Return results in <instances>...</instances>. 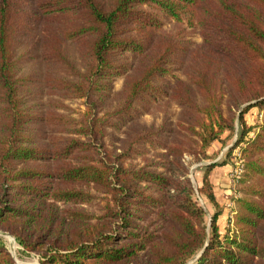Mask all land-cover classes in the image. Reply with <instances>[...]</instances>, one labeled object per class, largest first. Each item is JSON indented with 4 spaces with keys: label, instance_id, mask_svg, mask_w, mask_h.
<instances>
[{
    "label": "trees",
    "instance_id": "16d2710c",
    "mask_svg": "<svg viewBox=\"0 0 264 264\" xmlns=\"http://www.w3.org/2000/svg\"><path fill=\"white\" fill-rule=\"evenodd\" d=\"M236 129L194 186L185 155ZM0 229L41 264H264V0H0Z\"/></svg>",
    "mask_w": 264,
    "mask_h": 264
},
{
    "label": "rangeland",
    "instance_id": "374dc122",
    "mask_svg": "<svg viewBox=\"0 0 264 264\" xmlns=\"http://www.w3.org/2000/svg\"><path fill=\"white\" fill-rule=\"evenodd\" d=\"M164 28L165 29L171 28V24L166 25ZM188 39H190V49L201 43V38L198 31H192L188 36ZM120 86H121V80H118L114 85V89H115L114 91L119 90ZM66 105L68 106L69 114L73 115L74 117H79V114L83 109L81 101L69 100L66 102ZM257 111L258 110H256L255 108H252L245 114L246 122L248 124L253 125L254 123L260 121L262 114L261 112H257ZM151 119H152V115H145L142 119V122H150ZM237 130L238 129H236V131L232 135H230L228 132H225L221 136L222 140L214 141L213 143H211V145L207 148V154L210 157L209 159L194 161L193 158L189 157L188 154L185 155V159L189 163L188 164L189 177L194 186L197 185V183H199L200 181L201 165L225 160L226 150L231 146V144L235 140ZM238 155H239V151L238 149H236L235 151L232 152L230 158L226 160L223 165H217V167H221V166L225 167V165H227V167H225L226 168L225 174H222L225 175V178L228 180L227 181L228 183L224 187L220 186V182L217 181L218 179L217 175L212 174V171L214 170H212L208 176L210 183L212 185L215 198L218 201L219 207L221 209V213L218 215L216 221V223L219 226L220 232H224L228 227V225H230L231 220L233 218V212L236 208L235 198L240 196L239 184L237 182V179L241 174L240 170L242 171V162L238 159ZM238 171L239 174L237 175ZM222 172L223 170H221V173ZM213 180H216L214 181L215 184L212 182ZM223 189L226 190L229 189L230 192L228 194H224V200L221 203L220 195L221 193H223L222 192ZM194 197L198 202V204L204 209L205 221L206 224L209 226L210 224L209 220L211 215H213V213L215 212V208L211 204H209L201 195L196 193ZM5 236H8L10 239L6 238ZM0 244H2L11 253L17 264H41L38 253L25 252L14 236L1 229H0Z\"/></svg>",
    "mask_w": 264,
    "mask_h": 264
},
{
    "label": "crops",
    "instance_id": "0c3cea01",
    "mask_svg": "<svg viewBox=\"0 0 264 264\" xmlns=\"http://www.w3.org/2000/svg\"><path fill=\"white\" fill-rule=\"evenodd\" d=\"M225 167H227V165H225ZM225 167L224 166H221V167H217L216 166L213 169L214 171H212V174H216L217 175V177H218L217 181L220 182V186H222V187H224L228 183L227 182L228 180L225 178V175H222V174H225V172H226V168ZM221 170H223L222 173H221ZM224 178H225V180H224ZM214 181H216V180H213L212 182L214 183ZM222 192L223 193H221V195H220L221 203L224 200V194H228L230 192V190L229 189H227V190L223 189Z\"/></svg>",
    "mask_w": 264,
    "mask_h": 264
},
{
    "label": "bare ground",
    "instance_id": "6f19581e",
    "mask_svg": "<svg viewBox=\"0 0 264 264\" xmlns=\"http://www.w3.org/2000/svg\"><path fill=\"white\" fill-rule=\"evenodd\" d=\"M6 238L10 239L8 236H5Z\"/></svg>",
    "mask_w": 264,
    "mask_h": 264
},
{
    "label": "built area",
    "instance_id": "2783aa9c",
    "mask_svg": "<svg viewBox=\"0 0 264 264\" xmlns=\"http://www.w3.org/2000/svg\"><path fill=\"white\" fill-rule=\"evenodd\" d=\"M240 172H241V170H240ZM239 174V171L237 172V175Z\"/></svg>",
    "mask_w": 264,
    "mask_h": 264
}]
</instances>
